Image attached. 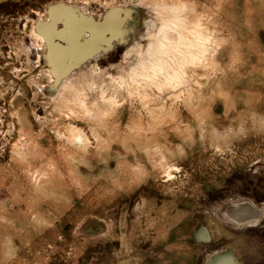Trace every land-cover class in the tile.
I'll list each match as a JSON object with an SVG mask.
<instances>
[{
  "label": "rangeland",
  "instance_id": "obj_1",
  "mask_svg": "<svg viewBox=\"0 0 264 264\" xmlns=\"http://www.w3.org/2000/svg\"><path fill=\"white\" fill-rule=\"evenodd\" d=\"M168 13L209 53L133 76ZM0 264H264V0H0Z\"/></svg>",
  "mask_w": 264,
  "mask_h": 264
},
{
  "label": "bare ground",
  "instance_id": "obj_2",
  "mask_svg": "<svg viewBox=\"0 0 264 264\" xmlns=\"http://www.w3.org/2000/svg\"><path fill=\"white\" fill-rule=\"evenodd\" d=\"M168 14H170V13H168ZM161 15L162 14H158V15H156L155 19L151 20L147 24L145 23L147 25V29H146L147 30L146 31L147 36L151 40L149 43V49L147 51L146 59H145V57L142 58L141 56H138V52L136 50L137 48L135 50L133 49V51H130L129 53L127 51V54L125 56L126 60H132L133 58L139 60V63H138V65H136L135 69L132 68L133 69L132 75L135 77H137V76H160V75H162V76H164V78H165V76H168L172 80H176V76H178V74H179L178 71L180 69L177 70L176 67L169 65V63L166 61V58L169 59V57L170 58L173 57V55L175 53H177V55H179V57L184 56L187 53L188 55L192 54L195 58L201 59V58H204L205 55H207L209 53L210 49L208 47V39L205 40L201 35H198L197 33L193 35L194 36L193 40H191V39L188 40L187 38H185L184 36L181 35L179 37V39L177 40V42H179V43H174L173 39L168 35L165 27L167 26L168 21H169V24H172V25L173 24L178 25L179 22H181V21L179 18L173 19V17H175L177 14H170V15H172L171 19H170L171 22L168 19L169 17L168 18L162 17L165 15V13L162 16ZM161 21H163L164 23L162 24ZM158 23H159V27H158ZM160 27H162V28L160 29ZM151 29H153V31H151ZM160 33H161V39L162 40H160ZM152 36H157L159 38V40L151 39ZM137 42H139V40H137ZM134 46H133V48H134ZM170 46H172V47H170ZM107 55L108 54L102 53L95 58L96 59L95 61L97 63L96 67H98V63L100 61H102L103 58L106 57ZM171 60H173V59H171ZM89 66H95V65H93L92 62L87 63V64L83 65V67H81L80 69H76L74 72L69 73V77H66V76H68V75H66L63 79V86L62 87H64L69 82V80H71V78L73 76H76L78 73L82 72L85 68H87ZM48 69H49L48 70L49 73L47 72V74H50L52 80L54 81L56 77L54 76V74L50 70V68H48ZM64 70H67V68H65ZM145 72H148L147 73L148 75L145 74ZM170 78H169V80H170ZM131 79H132V77H131ZM150 81H151V79H150ZM176 81H178V79ZM155 82H157V80H155ZM126 84H128V83H126ZM78 138H80V136Z\"/></svg>",
  "mask_w": 264,
  "mask_h": 264
},
{
  "label": "water",
  "instance_id": "obj_3",
  "mask_svg": "<svg viewBox=\"0 0 264 264\" xmlns=\"http://www.w3.org/2000/svg\"><path fill=\"white\" fill-rule=\"evenodd\" d=\"M62 7H64V5L55 6V7L51 8V10L49 12V17H52L53 14L58 13V11H60V9ZM66 7L69 9V13L74 14L73 16H75L77 19L80 20V19H83V18H87L84 15H80V13L77 10L73 9L71 6L67 5ZM129 11L130 10L121 11L122 14L120 16H125V14H127V15L129 14L130 15L131 12H129ZM132 14H133V11H132ZM62 20L64 21L65 18H63ZM89 20H90L89 22L91 23V25H94V26L96 25V22L93 19L90 18ZM61 21H59V22L53 21V17H52V19L50 20L48 25H52L57 32H60V31L66 32V28L67 27H66L65 23H61ZM61 24L63 25V27L62 28L58 27V25H61ZM43 26H47V25L44 24ZM108 34L112 35L111 33H108ZM110 37H113L111 42H109V43H105V42L98 43L95 47L92 48V51L96 50L98 53H100V51H102V49H107L109 51V50L115 48V45L117 43L123 44V45L126 44V41L124 40V35H123L122 31H118L114 36H110ZM46 39H47V42H48L49 46H50V44H52L54 46H58V43L60 44V40L57 39V36H55V33H54V35L53 34L50 35L48 38L46 37ZM85 40H86V37H85L84 30L79 31V34H78V37H77V41L79 42V44L82 45L85 42ZM60 46L63 47V45H60ZM72 58H73V56L71 55L70 57H67L66 61L69 62V61L72 60Z\"/></svg>",
  "mask_w": 264,
  "mask_h": 264
}]
</instances>
